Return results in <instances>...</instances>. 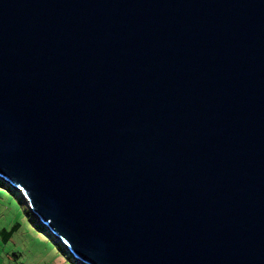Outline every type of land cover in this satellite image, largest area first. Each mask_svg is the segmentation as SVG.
<instances>
[{
  "label": "water",
  "instance_id": "1",
  "mask_svg": "<svg viewBox=\"0 0 264 264\" xmlns=\"http://www.w3.org/2000/svg\"><path fill=\"white\" fill-rule=\"evenodd\" d=\"M0 180L79 264H264V0H0Z\"/></svg>",
  "mask_w": 264,
  "mask_h": 264
},
{
  "label": "rangeland",
  "instance_id": "2",
  "mask_svg": "<svg viewBox=\"0 0 264 264\" xmlns=\"http://www.w3.org/2000/svg\"><path fill=\"white\" fill-rule=\"evenodd\" d=\"M18 224L20 228L6 240L2 232ZM62 248L40 228L20 194L0 183V264H76Z\"/></svg>",
  "mask_w": 264,
  "mask_h": 264
},
{
  "label": "trees",
  "instance_id": "3",
  "mask_svg": "<svg viewBox=\"0 0 264 264\" xmlns=\"http://www.w3.org/2000/svg\"><path fill=\"white\" fill-rule=\"evenodd\" d=\"M0 183H3V184H5V185H7L6 183H4V182L1 181V180H0ZM19 228H20V225L18 224V225L14 226V227L12 228V231L4 230V231L2 232V235L5 236L6 240L11 239V238L13 237V235L15 234V232H16ZM40 228L44 230V228H43L41 225H40ZM62 249L65 250V248H62ZM70 259H71L72 261H74L73 258L70 257ZM75 262H76V261H75ZM76 264H79V263L76 262Z\"/></svg>",
  "mask_w": 264,
  "mask_h": 264
},
{
  "label": "clouds",
  "instance_id": "4",
  "mask_svg": "<svg viewBox=\"0 0 264 264\" xmlns=\"http://www.w3.org/2000/svg\"><path fill=\"white\" fill-rule=\"evenodd\" d=\"M70 255V254H69ZM72 257V256H71Z\"/></svg>",
  "mask_w": 264,
  "mask_h": 264
}]
</instances>
